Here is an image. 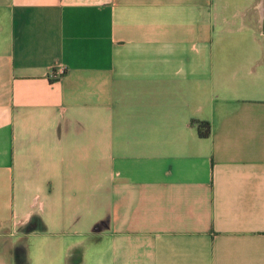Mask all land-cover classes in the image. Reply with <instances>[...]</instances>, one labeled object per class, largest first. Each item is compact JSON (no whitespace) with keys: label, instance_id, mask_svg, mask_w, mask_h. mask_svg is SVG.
Returning a JSON list of instances; mask_svg holds the SVG:
<instances>
[{"label":"crops","instance_id":"0c3cea01","mask_svg":"<svg viewBox=\"0 0 264 264\" xmlns=\"http://www.w3.org/2000/svg\"><path fill=\"white\" fill-rule=\"evenodd\" d=\"M34 257L264 264L262 0H0V264Z\"/></svg>","mask_w":264,"mask_h":264},{"label":"trees","instance_id":"16d2710c","mask_svg":"<svg viewBox=\"0 0 264 264\" xmlns=\"http://www.w3.org/2000/svg\"><path fill=\"white\" fill-rule=\"evenodd\" d=\"M197 126V132L199 137L206 138L210 135V125L208 122H198Z\"/></svg>","mask_w":264,"mask_h":264},{"label":"rangeland","instance_id":"374dc122","mask_svg":"<svg viewBox=\"0 0 264 264\" xmlns=\"http://www.w3.org/2000/svg\"><path fill=\"white\" fill-rule=\"evenodd\" d=\"M34 261H35V264H37L38 262L41 264H56L60 261V259L56 258L53 260H47L44 257H40V259H37L36 257H34Z\"/></svg>","mask_w":264,"mask_h":264},{"label":"water","instance_id":"95a60500","mask_svg":"<svg viewBox=\"0 0 264 264\" xmlns=\"http://www.w3.org/2000/svg\"><path fill=\"white\" fill-rule=\"evenodd\" d=\"M263 17H264V0H262Z\"/></svg>","mask_w":264,"mask_h":264}]
</instances>
